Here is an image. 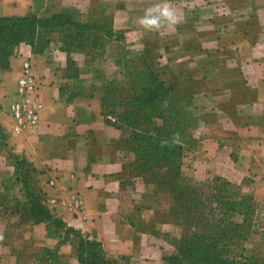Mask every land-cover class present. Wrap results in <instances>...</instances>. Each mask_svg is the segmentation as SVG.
Wrapping results in <instances>:
<instances>
[{
  "label": "crops",
  "instance_id": "0c3cea01",
  "mask_svg": "<svg viewBox=\"0 0 264 264\" xmlns=\"http://www.w3.org/2000/svg\"><path fill=\"white\" fill-rule=\"evenodd\" d=\"M165 3L175 24L145 30L144 11ZM29 14L69 15L110 36L90 56L58 41L41 54L20 44L0 69V200L23 205L28 190L65 227L0 207V255L13 237L14 264L37 262L44 251L59 264H80L66 228L109 258L162 254L181 236V205L163 184L171 170L195 184L218 179L240 198L264 193V0H0V19ZM24 65L42 110L14 134L8 111ZM146 73L165 88L162 115L138 130L108 122L106 87ZM137 132L173 154L150 158Z\"/></svg>",
  "mask_w": 264,
  "mask_h": 264
},
{
  "label": "trees",
  "instance_id": "16d2710c",
  "mask_svg": "<svg viewBox=\"0 0 264 264\" xmlns=\"http://www.w3.org/2000/svg\"><path fill=\"white\" fill-rule=\"evenodd\" d=\"M102 34L110 36V32L105 28L99 29L92 25L75 24L69 15L40 18L35 14H29L25 17L0 19V69L7 68L9 58L20 44L29 45L35 54H41L51 42L58 41L61 44L60 48L67 53L82 52L90 56L102 48L103 45L100 43ZM54 36L56 37L54 38ZM134 68L140 71L143 67L139 63V65L135 64ZM70 69L73 70V67L71 66ZM127 85V87L114 88V91L107 86L103 106L107 94L110 95V100H114V97L115 100H120L119 98L124 95L126 111L122 117H116V120L129 128L143 129L144 121L162 115L161 105L166 98L165 88L155 76L147 73L146 76L137 74L130 79ZM136 142L141 146L148 147L150 158L158 156L167 161V156L173 154V149L169 144L157 141L142 132H137ZM166 176L170 180H166L163 184L173 194L175 202L182 208L181 216L175 221V224L181 229L180 240L175 245L177 255L165 258L166 264L210 262L212 260V257L209 256L210 253H222L216 245L223 240L230 241L234 238L231 236L233 234L232 227L235 226L232 224L233 217L240 216L241 220L243 219L240 225L246 223L247 228L250 227L254 212L250 197H238L227 188L226 183L215 178L213 180L222 185L216 187L212 195L201 196L194 186L182 183L179 170H171ZM26 194L28 201L23 205L16 203L14 209L21 220L48 222L55 231L65 228L59 221L52 219L48 211L38 201L37 196L28 190H26ZM181 219L185 222L184 227L180 224ZM234 228H238V226ZM66 235H72L77 242L80 264H109L99 243L84 239L67 228ZM121 259L124 260V258ZM36 263L59 264L55 254L50 251H44ZM212 264L216 263L213 261Z\"/></svg>",
  "mask_w": 264,
  "mask_h": 264
},
{
  "label": "rangeland",
  "instance_id": "374dc122",
  "mask_svg": "<svg viewBox=\"0 0 264 264\" xmlns=\"http://www.w3.org/2000/svg\"><path fill=\"white\" fill-rule=\"evenodd\" d=\"M56 36H54L55 38ZM119 98L120 100H110L111 97L109 94L106 95L104 106H103V114L107 118L108 121L113 120L115 124H120L119 121L116 120V117H122L124 115L125 109V98L124 95ZM114 101V102H113ZM207 179L202 182H198L197 184L193 182H189L188 180H182V183L189 186H194L197 189V193L201 196L204 195H212L213 191L216 187L221 186V183H216L215 180ZM256 201H250L252 207H254L253 216L251 217L252 222L250 227L247 228V224H242V220L240 216L233 217L234 221L232 224L238 226V228L233 229L234 238L230 241L223 240L220 244H217L216 247L222 253L213 252L210 253L209 256L212 257L210 262L203 261L199 264H212L213 261L216 264H264V193L258 192L255 193ZM217 195V194H215ZM252 197V196H247ZM14 201H6L1 198L0 207L9 209L14 213L15 203ZM1 218V216H0ZM250 219V218H249ZM180 224L185 226V222L181 219ZM183 233V232H182ZM16 242V240H15ZM8 249L4 250L0 255V264H14L12 263L9 257L14 256L12 253L14 248L13 245L14 239L11 237L8 242ZM17 245H21L20 242ZM176 245V244H175ZM174 242L168 243L165 247V252L162 254H147L143 253L136 255L131 259L124 258H109L105 255L106 259L108 258L109 264H166L165 258L176 256L177 255V247H175ZM164 250V249H163ZM48 261V260H47ZM16 264H37L36 262H29L22 259V262L19 261Z\"/></svg>",
  "mask_w": 264,
  "mask_h": 264
},
{
  "label": "built area",
  "instance_id": "2783aa9c",
  "mask_svg": "<svg viewBox=\"0 0 264 264\" xmlns=\"http://www.w3.org/2000/svg\"><path fill=\"white\" fill-rule=\"evenodd\" d=\"M18 90L9 106L8 117L11 120V130L20 134L28 127L35 125L42 104L38 96V86L33 77L28 74V66H23L21 77L17 81Z\"/></svg>",
  "mask_w": 264,
  "mask_h": 264
},
{
  "label": "clouds",
  "instance_id": "9594fccd",
  "mask_svg": "<svg viewBox=\"0 0 264 264\" xmlns=\"http://www.w3.org/2000/svg\"><path fill=\"white\" fill-rule=\"evenodd\" d=\"M162 21H166L170 26L176 22L173 11L165 3L163 6L157 4L144 11L143 16L139 18L140 25L145 30H155L162 26Z\"/></svg>",
  "mask_w": 264,
  "mask_h": 264
}]
</instances>
